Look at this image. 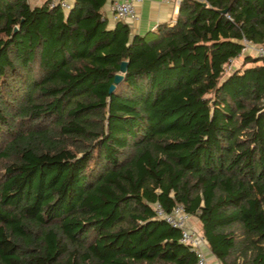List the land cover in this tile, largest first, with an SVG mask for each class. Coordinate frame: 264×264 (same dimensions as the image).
<instances>
[{
  "label": "trees",
  "instance_id": "obj_1",
  "mask_svg": "<svg viewBox=\"0 0 264 264\" xmlns=\"http://www.w3.org/2000/svg\"><path fill=\"white\" fill-rule=\"evenodd\" d=\"M106 1L0 0V264H195L154 203L218 264H264V60L241 43L264 46V0H179L143 34Z\"/></svg>",
  "mask_w": 264,
  "mask_h": 264
},
{
  "label": "built area",
  "instance_id": "obj_2",
  "mask_svg": "<svg viewBox=\"0 0 264 264\" xmlns=\"http://www.w3.org/2000/svg\"><path fill=\"white\" fill-rule=\"evenodd\" d=\"M46 1L48 7H56L61 11L66 12L70 6V0H43ZM110 5V11L115 19L121 20L127 23L131 28V23L137 20V14L135 11L136 4L141 0H108ZM163 2H172L178 4L179 0H160ZM242 53H247V49L252 50L254 56L262 58L264 60V46L251 43L246 39H242ZM230 64L227 65L229 70ZM153 210L155 217L163 220L167 225L178 230V242L186 245L195 255V264H209L205 258L203 252V246L205 245L203 236L198 230L192 227L190 223V216L183 210L181 205L175 204L172 208L165 212L158 203H154ZM218 264V263H216Z\"/></svg>",
  "mask_w": 264,
  "mask_h": 264
},
{
  "label": "crops",
  "instance_id": "obj_3",
  "mask_svg": "<svg viewBox=\"0 0 264 264\" xmlns=\"http://www.w3.org/2000/svg\"><path fill=\"white\" fill-rule=\"evenodd\" d=\"M43 1V0H42ZM72 2V0H70ZM177 10V4L172 2H163L160 0H141L136 4L135 11L137 14V20L131 23V32L137 34H143L148 30H153L156 24L161 22H172ZM102 11L107 19V25L112 26L113 22L116 21L110 11L109 1L102 7ZM192 227L198 230V223L194 218H190ZM203 252L205 258L209 264H216L212 255L207 250L206 246H203Z\"/></svg>",
  "mask_w": 264,
  "mask_h": 264
},
{
  "label": "water",
  "instance_id": "obj_4",
  "mask_svg": "<svg viewBox=\"0 0 264 264\" xmlns=\"http://www.w3.org/2000/svg\"><path fill=\"white\" fill-rule=\"evenodd\" d=\"M221 13H225L226 10L223 9L220 11ZM15 27L13 28V31H15ZM125 66H126V62L125 61H121L118 67V71L117 73L114 74L111 83L108 85L107 88V92L110 93L112 91V89L114 88V86L121 80L122 78V74L125 71Z\"/></svg>",
  "mask_w": 264,
  "mask_h": 264
},
{
  "label": "rangeland",
  "instance_id": "obj_5",
  "mask_svg": "<svg viewBox=\"0 0 264 264\" xmlns=\"http://www.w3.org/2000/svg\"><path fill=\"white\" fill-rule=\"evenodd\" d=\"M30 4H40L42 0H28ZM117 20V19H116ZM247 53L252 54V50L247 49ZM241 65V55H239L237 58H234L230 61V67H238ZM191 218V217H190ZM199 231V230H198Z\"/></svg>",
  "mask_w": 264,
  "mask_h": 264
}]
</instances>
